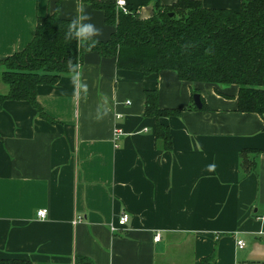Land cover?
Here are the masks:
<instances>
[{"label":"crops","instance_id":"crops-1","mask_svg":"<svg viewBox=\"0 0 264 264\" xmlns=\"http://www.w3.org/2000/svg\"><path fill=\"white\" fill-rule=\"evenodd\" d=\"M176 1L126 0L136 10ZM201 1L235 10L242 3ZM56 9L68 19L81 10L90 15L102 29L98 40L114 31L103 11L80 0H0V62L32 40L38 17ZM3 70L0 63L5 95ZM77 71L75 83L69 74L37 86L44 116L26 100L7 99L0 108V257L200 264L210 255L215 264H264V153L246 175L241 158L244 149L264 148V119L238 110L239 87L219 86L227 97L173 70L120 69L97 51L86 52ZM154 88L160 106L183 109L161 118L171 130L169 150L156 140L155 117L144 114L145 90ZM194 90L207 108L195 107ZM115 128L122 130L117 140ZM122 212L130 219L120 226Z\"/></svg>","mask_w":264,"mask_h":264},{"label":"trees","instance_id":"trees-1","mask_svg":"<svg viewBox=\"0 0 264 264\" xmlns=\"http://www.w3.org/2000/svg\"><path fill=\"white\" fill-rule=\"evenodd\" d=\"M104 12L114 26L108 40L83 46L66 40L72 19L58 15L57 9L38 17L32 40L20 51L2 60L3 81L9 86L0 94V108L7 99L26 100L44 116L37 102V86L54 84L63 75L78 69L86 52L97 51L113 57L120 69L137 70L145 75L173 70L179 79L207 82L216 92L231 97L219 86L237 85L238 110L256 112L264 119V0H242L238 10L206 7L201 0H177L171 5H155L156 13L140 19V10L126 12L117 0H80ZM69 61L72 64H69ZM197 91L194 90V93ZM146 116L156 119L155 137L166 150L172 149L170 127L162 117L180 115L183 109L160 106L158 88L145 90ZM202 107L207 108L201 97ZM254 153V157L249 156ZM261 149L241 152L244 175L255 170ZM0 264H32L30 259L0 257ZM200 264H215L212 256Z\"/></svg>","mask_w":264,"mask_h":264},{"label":"clouds","instance_id":"clouds-1","mask_svg":"<svg viewBox=\"0 0 264 264\" xmlns=\"http://www.w3.org/2000/svg\"><path fill=\"white\" fill-rule=\"evenodd\" d=\"M89 21H91L90 15L83 13V10H81V12L68 23L65 39L69 41L76 40L83 46L95 44L97 41L93 38L102 35V29L97 28L95 24ZM69 64H72V62L69 61ZM72 65V80L75 83L76 78L80 77L81 74L77 71L76 66L74 64ZM81 88L83 91L87 90V86L83 83H81Z\"/></svg>","mask_w":264,"mask_h":264},{"label":"built area","instance_id":"built-area-1","mask_svg":"<svg viewBox=\"0 0 264 264\" xmlns=\"http://www.w3.org/2000/svg\"><path fill=\"white\" fill-rule=\"evenodd\" d=\"M117 5H118V8H120L126 12H130V8H129L126 0H117ZM121 134H122V130L119 128H115V131H114L115 140H117ZM45 214H46V209L37 210V215L39 217H44ZM80 219H81V216L77 215V217L75 218V221L80 220ZM129 219H130V214L128 212H122V214L118 217V224L120 226L125 225L129 221ZM118 227L119 226H116L115 224L111 225V228L113 230L117 229ZM154 237L156 240H160L161 234L159 232H157ZM237 245L240 248L245 247L246 246L245 239L244 238H238L237 239Z\"/></svg>","mask_w":264,"mask_h":264},{"label":"water","instance_id":"water-1","mask_svg":"<svg viewBox=\"0 0 264 264\" xmlns=\"http://www.w3.org/2000/svg\"><path fill=\"white\" fill-rule=\"evenodd\" d=\"M156 13L155 11V4H149L147 6H144L140 9V19H147L150 18L152 16H154ZM194 101L196 106H198L199 108L202 107V100H201V95L199 93H195L194 94Z\"/></svg>","mask_w":264,"mask_h":264}]
</instances>
